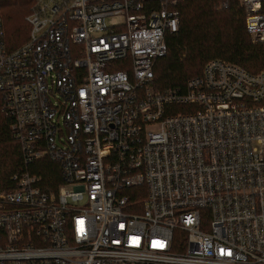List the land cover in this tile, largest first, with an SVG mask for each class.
<instances>
[{
    "label": "built area",
    "instance_id": "2783aa9c",
    "mask_svg": "<svg viewBox=\"0 0 264 264\" xmlns=\"http://www.w3.org/2000/svg\"><path fill=\"white\" fill-rule=\"evenodd\" d=\"M182 1L36 0L13 49L0 17L21 165L0 184V264H264V68L213 59L154 91ZM240 4L264 43V0Z\"/></svg>",
    "mask_w": 264,
    "mask_h": 264
},
{
    "label": "trees",
    "instance_id": "16d2710c",
    "mask_svg": "<svg viewBox=\"0 0 264 264\" xmlns=\"http://www.w3.org/2000/svg\"><path fill=\"white\" fill-rule=\"evenodd\" d=\"M36 0H0L5 41L13 49L27 40L25 16ZM183 0L179 29L166 37V54L153 66L152 89L183 92L188 79L200 75L213 59L258 72L264 66V43H252L240 0ZM123 68L122 66L117 69ZM10 119L0 109V184L21 168L19 143L9 131ZM45 165L47 161L41 162Z\"/></svg>",
    "mask_w": 264,
    "mask_h": 264
},
{
    "label": "rangeland",
    "instance_id": "374dc122",
    "mask_svg": "<svg viewBox=\"0 0 264 264\" xmlns=\"http://www.w3.org/2000/svg\"><path fill=\"white\" fill-rule=\"evenodd\" d=\"M32 6H33V5H32ZM31 8H32V7H31ZM31 8H30V9H31ZM28 35H29V29H28V31H27V38H28ZM262 68H264V66H263ZM51 100L54 101L55 99L52 98ZM174 236H175V238L178 237V233L175 232V235H174Z\"/></svg>",
    "mask_w": 264,
    "mask_h": 264
}]
</instances>
